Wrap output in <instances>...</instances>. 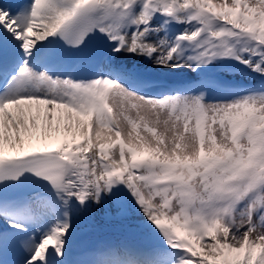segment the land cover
Listing matches in <instances>:
<instances>
[{
	"label": "snow or ice",
	"instance_id": "snow-or-ice-1",
	"mask_svg": "<svg viewBox=\"0 0 264 264\" xmlns=\"http://www.w3.org/2000/svg\"><path fill=\"white\" fill-rule=\"evenodd\" d=\"M0 264H264V0L0 2Z\"/></svg>",
	"mask_w": 264,
	"mask_h": 264
},
{
	"label": "bare ground",
	"instance_id": "bare-ground-1",
	"mask_svg": "<svg viewBox=\"0 0 264 264\" xmlns=\"http://www.w3.org/2000/svg\"><path fill=\"white\" fill-rule=\"evenodd\" d=\"M0 2H6V3H8V0H0ZM28 2H29V0H13L12 3H8V4L12 5L13 6V9L15 10V8L17 6L22 5V4H25V3H28ZM33 142L35 143V140ZM89 154H91V153H89ZM110 238H116V237L115 236H112Z\"/></svg>",
	"mask_w": 264,
	"mask_h": 264
},
{
	"label": "rangeland",
	"instance_id": "rangeland-1",
	"mask_svg": "<svg viewBox=\"0 0 264 264\" xmlns=\"http://www.w3.org/2000/svg\"><path fill=\"white\" fill-rule=\"evenodd\" d=\"M214 2H218V0H214ZM8 3H12V0H8ZM133 115H135V113L133 112L132 113ZM143 134V133H142ZM109 135H111V134H109ZM112 139H115V137H114V135L112 136ZM105 142H110V141H105ZM114 151H115V149H114ZM199 250V249H198Z\"/></svg>",
	"mask_w": 264,
	"mask_h": 264
}]
</instances>
